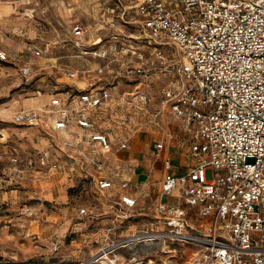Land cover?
<instances>
[{
	"label": "built area",
	"instance_id": "1",
	"mask_svg": "<svg viewBox=\"0 0 264 264\" xmlns=\"http://www.w3.org/2000/svg\"><path fill=\"white\" fill-rule=\"evenodd\" d=\"M116 8V18L136 22L140 33H116L117 21L107 18L92 32L94 37L106 32L104 37L85 38L88 28L74 23L72 43L103 64L62 69V77L75 82L81 76L87 87L56 89L46 104L13 113V123L57 134L59 143L35 157L0 149V163H8L18 178L58 170L62 165L54 150L59 148L81 175L95 174L102 195L114 185L128 190L135 186L131 181L107 176L106 160L96 149L108 153L112 145L94 130L91 111L103 108L121 126L135 125L134 113L149 114L145 125L159 124L170 111L185 135L180 145L188 147L195 164L175 173L169 158L163 162L155 211L167 227L165 236L203 247L205 264H264V0H115L106 12L113 15ZM128 16L137 20L126 21ZM30 53L53 60L47 49L34 46ZM0 59L7 54L0 52ZM20 71L28 80L34 74L29 63ZM106 72L112 81L106 82ZM124 80L131 90L122 89ZM157 81V106L150 110L145 88ZM175 138L163 130L156 148ZM114 205L134 209L138 202L121 194ZM79 215L87 216L88 210L81 208Z\"/></svg>",
	"mask_w": 264,
	"mask_h": 264
},
{
	"label": "rangeland",
	"instance_id": "2",
	"mask_svg": "<svg viewBox=\"0 0 264 264\" xmlns=\"http://www.w3.org/2000/svg\"><path fill=\"white\" fill-rule=\"evenodd\" d=\"M114 2L0 0V52L7 54L6 60L0 59V149L16 148L24 156L35 157L59 143L57 134L13 123V113L46 104L56 89H68L82 78L70 81L62 77V69L86 70L103 64L83 55L72 43L74 23L88 28L85 38L104 37L106 32L95 37L92 32L96 24L105 25L107 18L117 21L116 33H140L136 22L116 18L118 8L113 15L106 12ZM124 19L136 21L137 17ZM34 46L47 49L52 62L33 58L30 48ZM25 63L34 69L29 80L20 71ZM102 76L106 82L112 81L107 72ZM123 82V90L132 89ZM160 85L161 81L150 85L155 95ZM54 155L60 160V169H43L24 178L15 177L8 163H0V264L206 263L203 247L165 236L167 227L157 217L153 190L142 192L136 208L120 209L114 205V197H109L112 191L98 192L91 167L86 169L94 176H84L59 148ZM105 166L107 176L117 182L115 173L122 170V164L117 170L107 159ZM206 177L212 178V171ZM81 208L88 210L87 216L79 215Z\"/></svg>",
	"mask_w": 264,
	"mask_h": 264
},
{
	"label": "crops",
	"instance_id": "3",
	"mask_svg": "<svg viewBox=\"0 0 264 264\" xmlns=\"http://www.w3.org/2000/svg\"><path fill=\"white\" fill-rule=\"evenodd\" d=\"M74 86L82 90L87 87V81H76ZM113 90L115 93L118 92L116 88ZM145 91L151 96L150 110H153L157 106L153 89L147 87ZM60 96L65 95L61 94ZM35 106H40V104H35L33 107ZM134 116L135 125L121 126L113 123L103 108L91 111V118L96 122L94 130L106 134L112 145V149L108 153H103L98 148L96 152L106 158V161L107 159L113 161L117 170L121 167L120 163L122 164V170H120L122 173H115V178H118L117 181L126 179L135 185L128 190H122L119 186L114 185L108 190L109 192L112 191L109 197H114V200H117L121 194H130L137 199L139 205L143 191L150 189L153 190L154 195H156L155 193L158 194L160 181L164 174L163 162L166 158L171 160L175 173L186 171L195 164V160L189 154L188 147L180 145V140L185 135L179 128L178 120L170 111L164 112L159 118V124L154 125H145V122L149 119V114L134 113ZM71 130L75 133L82 132V129L75 125H71ZM163 130L172 132L176 135V138L171 140L164 148L158 150L156 145ZM124 141L128 142L127 148L121 149L120 144ZM83 146L86 147V145Z\"/></svg>",
	"mask_w": 264,
	"mask_h": 264
},
{
	"label": "bare ground",
	"instance_id": "4",
	"mask_svg": "<svg viewBox=\"0 0 264 264\" xmlns=\"http://www.w3.org/2000/svg\"><path fill=\"white\" fill-rule=\"evenodd\" d=\"M102 258H108L107 256H103ZM110 263L115 264L114 260H110Z\"/></svg>",
	"mask_w": 264,
	"mask_h": 264
}]
</instances>
